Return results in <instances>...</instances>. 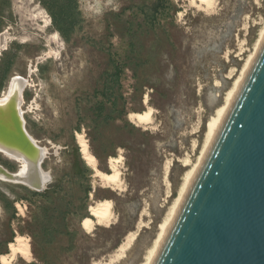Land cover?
Here are the masks:
<instances>
[{"label":"rangeland","instance_id":"374dc122","mask_svg":"<svg viewBox=\"0 0 264 264\" xmlns=\"http://www.w3.org/2000/svg\"><path fill=\"white\" fill-rule=\"evenodd\" d=\"M54 1L49 11L41 0H0V94L14 76L29 81L25 128L47 150L41 167L52 188L40 196L0 180V255L20 234L32 259L12 264H141L184 161L196 163L210 117L254 51L264 0H215L207 12L185 0H73L63 9ZM146 105L153 124L137 127L127 115ZM77 132L100 171L122 157L120 191L102 186L82 160ZM0 165L18 167L1 154ZM104 199L113 203L112 224L85 232L89 206ZM55 228L48 244L46 230ZM130 232L126 256L110 262Z\"/></svg>","mask_w":264,"mask_h":264},{"label":"water","instance_id":"95a60500","mask_svg":"<svg viewBox=\"0 0 264 264\" xmlns=\"http://www.w3.org/2000/svg\"><path fill=\"white\" fill-rule=\"evenodd\" d=\"M25 81L0 99V149L22 170L0 177L42 192V149L20 114ZM151 264H264V38L174 215Z\"/></svg>","mask_w":264,"mask_h":264},{"label":"bare ground","instance_id":"6f19581e","mask_svg":"<svg viewBox=\"0 0 264 264\" xmlns=\"http://www.w3.org/2000/svg\"><path fill=\"white\" fill-rule=\"evenodd\" d=\"M187 1L190 5L192 6H197L199 8V10H202L204 12L209 11L210 9H212L215 5V0H185ZM212 11V10H211ZM258 40L255 44L254 47V51L252 52V54H250L249 56H247L248 58L246 59V61L243 64V67L241 69V73H240V78L235 80L232 84V86H230V88L228 89V91H226V95L223 98L222 101V105H220L219 107H217L212 116L210 117L209 121H208V125L206 127L205 133H204V139H203V144H202V149L199 152V155L197 156V161L195 164H192L190 161V158H187V160L184 161V167H186V171H184L185 173H183V176L181 178V184L178 188L177 191V195L175 196V199L173 200V202L171 203L170 207L168 208V211L165 213V215L163 216L159 228H158V232H156V236L154 237V239H152V243L150 244V246L147 248L145 256L143 258V261L141 264H151L163 239L164 236L174 218V215L210 145V142L221 122V120L223 119L238 87L240 86L248 68L249 65L259 47V45L261 44L263 38H264V26L263 28L260 30L259 35H258ZM230 75V74H229ZM14 77H20V76H14ZM12 77V78H14ZM8 82V86L7 89L0 94V99H4L8 93L9 90V86L11 83V80ZM22 78V77H20ZM25 81V85L22 89L21 92V98H22V102H23V90L25 89V87L28 85L29 81L22 78ZM148 96L145 95L144 97V104H146L148 102ZM22 102L19 106L20 109V114L23 115V111L21 109V105ZM154 114L155 111L152 107H150L149 105H146V109L142 112H133V113H129L127 115L128 120L134 124L137 127H146L150 126L153 124V120H154ZM29 134V133H28ZM30 135V134H29ZM75 139H76V143L79 147V152L81 155L82 160L85 162V164L94 172V176L98 179V181L100 182V184L106 188H110L112 190L115 189H121V183H122V179H121V173L119 171V168L117 167L118 163L121 161V158H116V157H110L108 160V164H109V169H110V173H104L102 171H100L97 167V159L96 157L93 155V153L91 152V149L89 147L88 141L85 138L84 134L82 132H77L75 134ZM37 147L42 149L43 154L46 155L47 150L44 147L39 146L36 143ZM201 146V145H200ZM0 154L2 156H4L5 158L15 162L18 164L17 170L14 172L9 171L8 169L4 168L3 166L0 165V168H2L5 172L9 173V174H18L21 170H22V164L19 163L18 159L4 151L0 149ZM168 167V166H167ZM166 167V168H167ZM189 168V169H188ZM42 173L49 175L48 172H45L42 168L39 169ZM168 171V170H167ZM1 181L4 182H10V183H16V184H21L23 186H26L30 189H34V187H31L30 185H28L27 183L21 182V181H16V180H10V179H5L0 177ZM97 182V181H96ZM95 182V183H96ZM98 183V182H97ZM101 186V187H102ZM103 188V187H102ZM120 191V190H119ZM21 211V209H20ZM89 214L91 215L92 218L86 217L82 220L81 222V227L82 229L89 233L91 231H93L95 229V227L97 226H103V227H108L110 224H112V221L115 217L114 215V211H113V203L111 200L108 199H104V200H99L97 202H95L93 205L89 206L88 208ZM125 241L122 242L117 250H115L116 255L114 254V257L112 260H109L110 262H118L119 260H122L124 258V256H126V250L128 248L131 247V244L133 242V240H135V233H128L127 236L124 239ZM31 249H30V245L28 240L25 238V236L17 234L14 238V240L12 242H10L8 244V252L1 254L0 255V264H12V262L14 260H16L17 257H21L26 261H30L31 258ZM113 256V255H112ZM109 262V263H110ZM15 263V261H14ZM13 263V264H14Z\"/></svg>","mask_w":264,"mask_h":264},{"label":"trees","instance_id":"16d2710c","mask_svg":"<svg viewBox=\"0 0 264 264\" xmlns=\"http://www.w3.org/2000/svg\"><path fill=\"white\" fill-rule=\"evenodd\" d=\"M48 0H41V2L46 6V8H47V10H49L50 11V9L48 8V5H47V2ZM50 1H52V0H49V2ZM55 1H59V2H62V4H61V6H60V9H63L64 7H67V8H69V6H70V3H72L73 2V0H55ZM55 1H54V3H55ZM66 1H67V3H66ZM52 3V2H51ZM65 3V4H64ZM61 11L62 10H60V13H61ZM53 21H54V23L55 24H57V20H56V16H54L53 15ZM59 31L61 30L60 28L58 29ZM4 72V71H3ZM119 71L117 70V73H118ZM3 78H4V75H3V73H1V75H0V89L2 88V80H3ZM105 104V102H101L100 104H99V112H101L103 109H104V105ZM115 105V104H114ZM99 116H101L100 114H99ZM84 163V162H83ZM85 165V164H84ZM75 168H76V172L75 173H79V170L77 169V166H75ZM87 168V167H86ZM88 169V168H87ZM54 188V187H53ZM52 191V188H50V189H48V190H44V192H35L36 194H38V195H40V196H46L49 192H51ZM4 203L5 204H3L4 205V208L5 209H10L11 207H12V205H11V202H6V201H4ZM14 210L13 209H11V216H13L14 215V212H13ZM57 231V229L55 228V229H52V230H46V234H48L49 236H47V243L49 244V243H51V241L54 239V236H53V233L54 232H56ZM13 241V239H11V240H9L8 242H7V245L10 243V242H12ZM5 253V252H4ZM1 254H3V252H1ZM48 261V259H45V263ZM32 264H34V263H32Z\"/></svg>","mask_w":264,"mask_h":264},{"label":"flooded vegetation","instance_id":"af4514ba","mask_svg":"<svg viewBox=\"0 0 264 264\" xmlns=\"http://www.w3.org/2000/svg\"><path fill=\"white\" fill-rule=\"evenodd\" d=\"M2 166V165H1ZM5 168V167H4Z\"/></svg>","mask_w":264,"mask_h":264}]
</instances>
